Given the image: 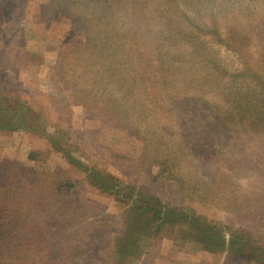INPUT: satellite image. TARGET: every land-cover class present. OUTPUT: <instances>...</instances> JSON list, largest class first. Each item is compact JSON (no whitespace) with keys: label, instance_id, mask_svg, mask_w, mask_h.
Wrapping results in <instances>:
<instances>
[{"label":"rangeland","instance_id":"rangeland-1","mask_svg":"<svg viewBox=\"0 0 264 264\" xmlns=\"http://www.w3.org/2000/svg\"><path fill=\"white\" fill-rule=\"evenodd\" d=\"M111 8L0 0V171L70 184L19 264H264V0Z\"/></svg>","mask_w":264,"mask_h":264},{"label":"trees","instance_id":"trees-1","mask_svg":"<svg viewBox=\"0 0 264 264\" xmlns=\"http://www.w3.org/2000/svg\"><path fill=\"white\" fill-rule=\"evenodd\" d=\"M115 1L98 0V13L103 21L117 17L118 13L121 12V9L114 12L111 8ZM100 39H102L103 45L110 44H107L109 38L106 35L100 37ZM118 45H124V43L119 41ZM112 50L115 49L112 48ZM116 56L117 53L114 51V57ZM117 111L120 112L119 110ZM87 170V178L93 175L98 177V188L108 185V180L104 177L111 176H103L99 172L89 174L91 170ZM17 171L20 170L6 171L7 173L5 174L0 171V264H15V262L19 264L20 259L27 256L25 252L20 259L18 257V252L23 246H25L27 252L33 251L32 247L36 248L37 245H40L42 250H45L47 246L53 245L60 251L62 244L52 240L57 232L54 224L56 219L60 221L68 219L67 207H64L65 195L63 193L68 191L70 184L62 183L57 185L50 193L37 188V182L23 187V175L19 176ZM111 183H113L112 177ZM64 189H66L65 192L63 191ZM111 189H114L113 185H111ZM121 191L122 185L117 184L113 194H121ZM60 194H63V196ZM143 204H145L144 201ZM138 208H142L143 210L141 211L152 212L155 215L154 217L159 220L157 228L165 224L172 215L182 214V212L177 213L170 208L163 210L161 207L157 209V206H149V210L143 206ZM193 216L195 215L193 214ZM190 220L193 221L191 216ZM261 261L264 263V258Z\"/></svg>","mask_w":264,"mask_h":264}]
</instances>
